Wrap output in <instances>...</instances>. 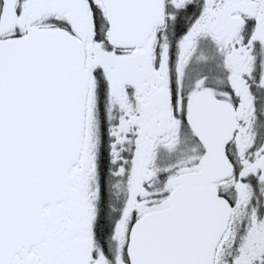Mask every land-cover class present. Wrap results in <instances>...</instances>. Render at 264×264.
Returning <instances> with one entry per match:
<instances>
[{"label": "snow or ice", "instance_id": "snow-or-ice-1", "mask_svg": "<svg viewBox=\"0 0 264 264\" xmlns=\"http://www.w3.org/2000/svg\"><path fill=\"white\" fill-rule=\"evenodd\" d=\"M0 264H264V0H0Z\"/></svg>", "mask_w": 264, "mask_h": 264}]
</instances>
